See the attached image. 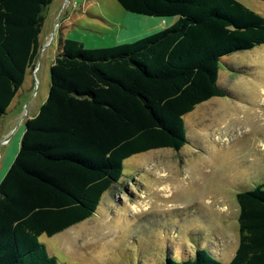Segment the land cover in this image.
Masks as SVG:
<instances>
[{"label": "trees", "instance_id": "16d2710c", "mask_svg": "<svg viewBox=\"0 0 264 264\" xmlns=\"http://www.w3.org/2000/svg\"><path fill=\"white\" fill-rule=\"evenodd\" d=\"M115 1L131 14L177 20L108 48L59 39L46 101L25 121L0 181V264H60L40 238L92 217L127 159L180 151L184 117L211 98H232L218 85L222 59L264 45V18L238 0ZM52 2L0 0V119L36 68ZM236 201L239 242L228 264H264V184ZM163 264L223 263L197 249Z\"/></svg>", "mask_w": 264, "mask_h": 264}, {"label": "rangeland", "instance_id": "374dc122", "mask_svg": "<svg viewBox=\"0 0 264 264\" xmlns=\"http://www.w3.org/2000/svg\"><path fill=\"white\" fill-rule=\"evenodd\" d=\"M238 1L264 18V0ZM57 8L55 20L46 12L42 28L46 34L50 27V37L55 32L54 43L39 51L20 89V107L3 118L46 101L60 34L101 49L135 42L177 20L131 14L115 0H54L50 9ZM143 24L153 29L143 32ZM218 85L232 98H211L184 117L187 143L180 151L127 159L92 217L40 238L51 256L60 264H163L167 256L181 261L201 249L223 264L231 261L239 242L236 194L264 184V45L224 57Z\"/></svg>", "mask_w": 264, "mask_h": 264}, {"label": "crops", "instance_id": "0c3cea01", "mask_svg": "<svg viewBox=\"0 0 264 264\" xmlns=\"http://www.w3.org/2000/svg\"><path fill=\"white\" fill-rule=\"evenodd\" d=\"M68 1H69V5H72V3H75L76 0H66V3ZM52 4H53V2L51 3V5L48 6V8H47L48 10H46V12L51 15L52 20H55L57 18V14H58L59 10H58V8L51 10L50 7L52 6ZM62 4H63V2H62ZM45 16H46V14H45ZM175 22L176 21L173 18L167 20L166 28L170 27ZM55 25H57V23L54 24V27H55ZM142 26H143V28L146 29V30L143 29V32H148L151 30V28L153 29V27H151L149 25L145 26L143 24ZM50 34H51L50 27H49V31L46 34L41 31L40 38H39L40 44H41V48H40L41 51L43 49H47L53 45L55 32L52 34V37H50ZM147 34H145V35H147ZM136 35L137 34H134L132 37H135ZM60 38L65 39L61 34L59 35L58 42L56 40L57 47L53 48V56L54 57L56 56V54L58 52V44H59ZM54 57H53V61H54ZM53 61L51 62V65H52ZM19 92H20V90L17 92L16 96L14 97L10 106L8 107V109H10V112L15 111L16 109H18L20 107L22 100L20 99L21 94H19ZM42 104L43 103H40V105L35 104L33 106L31 112H28L25 110H24V112H18L14 118H3L6 115L5 114L0 119V151L3 149V155L0 157V181L2 180L4 175L6 174L8 168L10 167L11 163L13 162V160L16 156V153H17L18 148L20 146L21 137H22V134L24 131L25 121L28 118L35 116ZM6 113H7V111H6ZM9 113H7V115ZM13 156H14V158H13Z\"/></svg>", "mask_w": 264, "mask_h": 264}, {"label": "bare ground", "instance_id": "6f19581e", "mask_svg": "<svg viewBox=\"0 0 264 264\" xmlns=\"http://www.w3.org/2000/svg\"><path fill=\"white\" fill-rule=\"evenodd\" d=\"M168 188V187H167Z\"/></svg>", "mask_w": 264, "mask_h": 264}]
</instances>
